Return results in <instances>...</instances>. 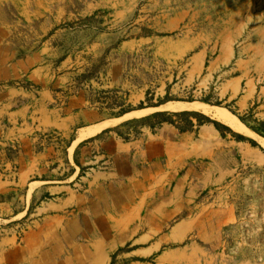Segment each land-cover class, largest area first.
<instances>
[{
  "label": "rangeland",
  "instance_id": "374dc122",
  "mask_svg": "<svg viewBox=\"0 0 264 264\" xmlns=\"http://www.w3.org/2000/svg\"><path fill=\"white\" fill-rule=\"evenodd\" d=\"M4 54L31 69L66 74L58 103L84 98L100 118L117 119L109 130L123 142L163 125L150 128L156 120L148 117L181 113L169 112L170 105L164 110L168 103L222 109L243 127L234 132L182 111L217 123L220 132L204 125L227 143L224 181L189 187L208 161L201 159L179 171L180 187L153 189L141 205L84 217L70 234L51 236L54 245L43 246L50 253L36 264H264V0H0ZM18 84L39 88L24 78ZM74 135L47 131L29 141L35 152H49L56 180L71 174L66 157ZM235 145L257 157L247 162ZM20 152L18 143L4 149L0 181L15 178ZM101 167L80 168L78 177ZM39 205L28 203L12 220L0 217V244L23 247L43 222ZM69 222L50 223L61 229Z\"/></svg>",
  "mask_w": 264,
  "mask_h": 264
},
{
  "label": "crops",
  "instance_id": "0c3cea01",
  "mask_svg": "<svg viewBox=\"0 0 264 264\" xmlns=\"http://www.w3.org/2000/svg\"><path fill=\"white\" fill-rule=\"evenodd\" d=\"M256 70L263 73L261 66ZM23 78L39 88L31 92L19 87ZM67 84L66 74L54 76L45 69H31L9 54L0 58V160L7 146H21L13 162L18 166L15 178L0 181V217L12 220L24 213L25 205L38 201V214L43 220L27 236L23 247L0 244V264H36L38 258L41 261L50 253L51 246H43L53 244L51 236L70 234L71 225L84 217L96 215L100 219L101 212L124 211L134 202L141 205L145 202L143 196L153 189L180 187L179 171L201 159L208 161L189 187L217 186L226 178L227 167L221 161L227 157V143L215 130L195 125L191 131L179 133L174 126L163 124L153 134L143 131L123 142L109 130L119 123L112 126L117 119L100 118L84 98L71 96L64 105L58 103ZM251 96L248 92L241 104L249 103ZM169 105L187 104L168 103L162 108ZM182 111L187 110L169 112ZM132 113L144 111L124 116ZM47 131H56L63 137L75 133L66 157L71 174L64 180L54 177L57 172L51 168L54 162L49 152H35L30 147L33 135ZM235 146L247 162L257 157L251 147ZM96 164L106 167L92 168L86 178L78 177L80 168ZM62 175L64 172L59 176ZM51 221L70 222L60 229Z\"/></svg>",
  "mask_w": 264,
  "mask_h": 264
},
{
  "label": "trees",
  "instance_id": "16d2710c",
  "mask_svg": "<svg viewBox=\"0 0 264 264\" xmlns=\"http://www.w3.org/2000/svg\"><path fill=\"white\" fill-rule=\"evenodd\" d=\"M129 112L130 111H122L120 115L122 116ZM196 118H199L197 120V125L201 126L204 124H212L220 132L217 123L210 121L206 117L198 116L196 113H188V112H181L177 114H170L167 112L156 113L148 117L146 120L147 121L148 120L150 121V119L156 120L154 126L150 128L160 127L162 124H169L174 126L179 133H184L192 129L193 122L191 119H196ZM261 128L262 130H264V124H261ZM249 143L251 144L252 147H257V144L255 142L250 141Z\"/></svg>",
  "mask_w": 264,
  "mask_h": 264
},
{
  "label": "bare ground",
  "instance_id": "6f19581e",
  "mask_svg": "<svg viewBox=\"0 0 264 264\" xmlns=\"http://www.w3.org/2000/svg\"><path fill=\"white\" fill-rule=\"evenodd\" d=\"M188 104L182 105V106L176 105L175 107H172L171 109L174 111H181V110L196 111V112H199V113L209 117L210 119H213V120L229 127L234 132H242L243 131V127L239 123V121L225 110L218 109L215 107L206 106V105H202V104L201 105H197V104H195V105L189 104L188 105ZM171 106H172V104H171Z\"/></svg>",
  "mask_w": 264,
  "mask_h": 264
}]
</instances>
